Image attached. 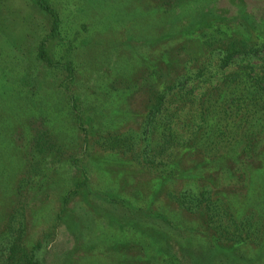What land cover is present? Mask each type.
I'll return each mask as SVG.
<instances>
[{"label": "rangeland", "instance_id": "374dc122", "mask_svg": "<svg viewBox=\"0 0 264 264\" xmlns=\"http://www.w3.org/2000/svg\"><path fill=\"white\" fill-rule=\"evenodd\" d=\"M45 1L0 0V233L22 204V244L42 264H264V228L228 242L167 196L210 188L261 226L264 147L242 182L233 151L151 153L154 166L106 145L136 140L151 98L204 57L207 36L264 42V0Z\"/></svg>", "mask_w": 264, "mask_h": 264}, {"label": "trees", "instance_id": "16d2710c", "mask_svg": "<svg viewBox=\"0 0 264 264\" xmlns=\"http://www.w3.org/2000/svg\"><path fill=\"white\" fill-rule=\"evenodd\" d=\"M41 1L50 10L47 2ZM54 25L57 28L56 21ZM205 44L208 52L204 57L187 63L177 79L151 98L140 131L131 135L136 140L116 144L108 139L106 145L113 150H132L131 161L135 158L154 166L161 163L148 160L151 153L157 156L181 150L185 155L210 160L233 151L240 159L239 179L245 182L247 167L263 163L259 156L264 147V42L247 44L235 36L211 35ZM39 46L38 54L43 58L44 43ZM167 99L172 103L170 109L166 108ZM140 142L139 153L134 154V145ZM173 168L168 164L155 169V174L172 175ZM167 196L190 215L202 213L208 231L216 236L227 234L228 242L247 240L251 233H256L257 240L264 228L263 222L260 226L259 220H253L252 214L258 213L251 211L237 218L222 198L213 197L210 188L189 187L169 191ZM225 216L229 219L224 220ZM26 223L25 207L16 206L0 233V254H7L6 264H42L36 248L22 244Z\"/></svg>", "mask_w": 264, "mask_h": 264}]
</instances>
